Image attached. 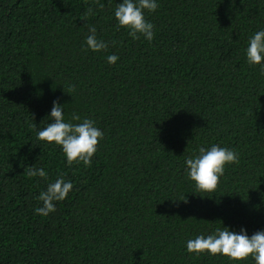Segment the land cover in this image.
I'll use <instances>...</instances> for the list:
<instances>
[{"label": "trees", "instance_id": "1", "mask_svg": "<svg viewBox=\"0 0 264 264\" xmlns=\"http://www.w3.org/2000/svg\"><path fill=\"white\" fill-rule=\"evenodd\" d=\"M121 2L0 0V264H255L186 244L222 227L264 231V61L246 59L264 0H156L151 42L118 29ZM91 26L106 50L87 49ZM53 101L65 122L103 133L90 166L36 138ZM213 145L239 162L197 192L185 160ZM61 177L73 189L35 214Z\"/></svg>", "mask_w": 264, "mask_h": 264}, {"label": "clouds", "instance_id": "2", "mask_svg": "<svg viewBox=\"0 0 264 264\" xmlns=\"http://www.w3.org/2000/svg\"><path fill=\"white\" fill-rule=\"evenodd\" d=\"M99 8L104 4L100 0H93ZM158 8L156 0H122L115 9L114 16L120 27L129 30V36L138 39L142 35L147 41L151 42L154 38V25L147 22L144 11H155ZM85 18L95 15L90 6L85 12ZM89 35L85 40L87 49L93 52L106 50L108 44L96 37L95 26L89 27ZM118 57L109 55L107 62L115 64ZM246 59L248 64L262 65L264 61V30L255 33L248 42L246 48ZM261 73L264 74V65L261 66ZM69 92H75V86L69 85ZM52 123L36 133V138L49 144L54 143L61 147L63 155L66 157L67 164L80 163L87 167L92 163V157L97 151V145L103 138V133L94 126L90 119H84L80 123L65 122L63 106L53 101L50 112ZM72 121H80L81 117L73 113ZM35 126V125H34ZM199 155L186 158V171L189 180L193 181L197 192H214L218 186L220 177L224 174L225 166L239 162L238 153L235 150L213 145L210 149L199 148ZM29 177H46L43 168L36 169L29 166L27 169ZM73 189L71 182H65L61 177L54 183L48 185L46 191L41 192L38 200L42 201V206L37 207L35 214L48 216L56 210L55 203L63 201ZM186 202V197L182 200ZM186 250L189 254L207 253L211 256L217 254L226 256L231 261H243L252 257L255 264H264V231H257L249 237L244 229L237 234L229 231L227 227L218 228L208 236L198 235L195 239L187 241Z\"/></svg>", "mask_w": 264, "mask_h": 264}]
</instances>
